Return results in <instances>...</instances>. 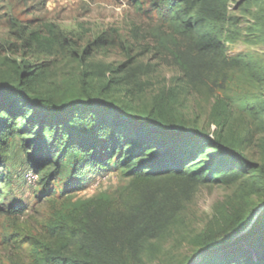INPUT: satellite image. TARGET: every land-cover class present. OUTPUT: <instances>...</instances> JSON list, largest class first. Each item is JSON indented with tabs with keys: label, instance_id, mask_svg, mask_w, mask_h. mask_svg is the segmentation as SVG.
<instances>
[{
	"label": "rangeland",
	"instance_id": "1",
	"mask_svg": "<svg viewBox=\"0 0 264 264\" xmlns=\"http://www.w3.org/2000/svg\"><path fill=\"white\" fill-rule=\"evenodd\" d=\"M156 1L0 0V83L19 63L39 72V95L88 94L132 120L164 110L176 123L243 151L249 168L234 181L195 184L174 176L144 182L111 166L71 180L70 168L60 162L44 191V182L27 170L24 140L16 134L1 169L13 175L0 182L7 205L0 212V264H45L39 249L59 248L61 216L83 201L108 213L125 212L145 187L157 205L164 200V226L143 242L138 257L125 253L126 264H230L258 253L264 209L256 234L225 248L244 233L225 242L226 226L211 221L220 213L243 224L264 202V175L258 172L264 165V0H227L217 23V61L192 80L172 53L184 41L173 19L165 20L153 6ZM45 22L73 35L65 51L46 55L23 46L19 35ZM136 65L138 77L128 76ZM61 250L77 251L73 243Z\"/></svg>",
	"mask_w": 264,
	"mask_h": 264
},
{
	"label": "trees",
	"instance_id": "2",
	"mask_svg": "<svg viewBox=\"0 0 264 264\" xmlns=\"http://www.w3.org/2000/svg\"><path fill=\"white\" fill-rule=\"evenodd\" d=\"M157 2L160 0L153 6L164 14L165 20L173 19L176 33L184 41L183 48L176 46L172 50L176 62L191 80L201 78L204 69L211 70L217 61L221 48L217 23L224 19L227 0ZM72 36L49 22L19 35L23 46L46 55L65 51ZM140 70L141 65L131 67L132 74L128 76L137 78ZM38 73L17 63L9 77L0 83V182L11 180L13 175H4L1 169L6 165L9 139L16 134L24 140L27 170L36 176V181L39 177L44 182V191L55 178L60 162L70 168L71 180L80 179L88 169L111 166L144 182L174 176L195 184L234 181L244 168H249L243 151L223 144L220 136L212 137L203 130L176 123L164 110L132 120L125 119L120 109L88 94L39 95L35 90ZM258 170L263 176L264 165H258ZM140 192L138 203L125 212L108 213L92 201L73 207L70 215L61 216L56 222L60 236L59 245L55 244L59 248L47 244L39 249L43 262L126 264L125 253L138 257L143 242L157 236L164 226V200L157 205L148 188ZM5 207L0 198V212ZM250 218L238 225L236 218L225 219L219 213L211 222L226 226L227 237L223 239L226 242ZM257 230L255 222L241 237L223 244L222 248L249 239ZM258 238L256 256L246 255L230 264H264V229ZM70 243L77 251L66 254L61 248L68 249Z\"/></svg>",
	"mask_w": 264,
	"mask_h": 264
},
{
	"label": "water",
	"instance_id": "3",
	"mask_svg": "<svg viewBox=\"0 0 264 264\" xmlns=\"http://www.w3.org/2000/svg\"><path fill=\"white\" fill-rule=\"evenodd\" d=\"M263 209H264V202L261 203V204H259V205L255 208V210H254V212H253V214H252V216H251V218H250V221H249L248 224H247V225L241 230L240 233H245V232H247V231L253 226V224L256 222V220H257V218H258L259 213H260ZM239 236H240V234L236 235V236H235V239L238 238ZM200 253H204V252L202 251V252H200Z\"/></svg>",
	"mask_w": 264,
	"mask_h": 264
},
{
	"label": "built area",
	"instance_id": "4",
	"mask_svg": "<svg viewBox=\"0 0 264 264\" xmlns=\"http://www.w3.org/2000/svg\"><path fill=\"white\" fill-rule=\"evenodd\" d=\"M31 175H32V173L31 172H29ZM35 176V175H34Z\"/></svg>",
	"mask_w": 264,
	"mask_h": 264
}]
</instances>
